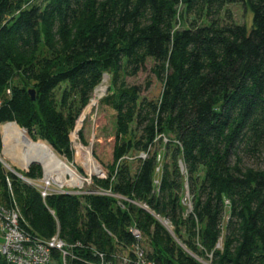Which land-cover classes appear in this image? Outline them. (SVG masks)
I'll use <instances>...</instances> for the list:
<instances>
[{
	"label": "trees",
	"instance_id": "obj_1",
	"mask_svg": "<svg viewBox=\"0 0 264 264\" xmlns=\"http://www.w3.org/2000/svg\"><path fill=\"white\" fill-rule=\"evenodd\" d=\"M235 3L252 9L251 28L229 10L220 21ZM150 60L158 99L123 77ZM106 73L100 104L117 112L106 182L133 202L44 199L16 175L12 195L0 161V204L16 201L35 238L59 231L68 264L133 255V226L154 264H264V164L244 161L264 163V0H0V151L1 126L16 122L73 160L71 134ZM24 175L39 179L43 168ZM0 264L12 263L0 253Z\"/></svg>",
	"mask_w": 264,
	"mask_h": 264
},
{
	"label": "rangeland",
	"instance_id": "obj_2",
	"mask_svg": "<svg viewBox=\"0 0 264 264\" xmlns=\"http://www.w3.org/2000/svg\"><path fill=\"white\" fill-rule=\"evenodd\" d=\"M226 10H229L231 12L233 20L235 22L240 23V24H246L248 26V28H251V26L253 24V11L250 7L245 6L243 3H235V4L227 5L225 7V10H223L219 16L221 18L220 21L222 23L227 22V18H226L227 16H225ZM194 16H195V14L190 15L189 16V22L187 24H185L184 26H188L190 21L194 18ZM200 24L201 25L205 24V21H203V20L200 21ZM181 27H182V25H181ZM153 65H154V61L150 60L147 64L146 68L141 70L136 76H130V75L127 76V75L123 74V77L125 78L127 84L141 86L143 88V92H142L143 96H146L150 99H158L160 97L162 91H163V82L160 79H158L155 76V74L153 73V71H152ZM106 76H108V80L105 81ZM111 83H112L111 75L106 73L104 75L102 82L96 87V89L93 93L92 99L90 101V104H92L93 101H96V103H94L92 105V107H90V104H89L84 109V111L81 115L82 126L80 129H82V127L84 126V128H83L84 132L83 133H84V140L86 143H83L81 141L80 135H79V133H77L78 141L81 142L85 147L92 148V155L97 160V162H99V164L103 167V169L105 170V172H106L105 175L99 176V175L91 174L84 167L82 162L80 160H78L77 148L75 146V138L73 136V133L75 131L74 130L71 134L72 149H73V160L70 161L65 156H61V155L60 156L62 158H64L71 166H73L86 180L84 181V185L82 186V188H79V187L72 186L69 184L68 185L65 184V185L61 186L56 181H54V179H53L52 184H53L54 188H57V189L64 188L67 190H75V191H78V190L86 191V190L93 189V188L95 189L98 186H100L102 189H106V190L110 189V187H111L110 182L107 183L106 180L108 179V176H109V166L113 162V147L115 144V137H116V122H117L116 121V115H117V112L109 106L101 105L100 101L106 95H108ZM102 85H106L107 89L101 97H97L96 91ZM10 93L11 92H9L8 94H10ZM4 124L1 126L2 131H3ZM22 129H24V128H22ZM76 129H77V127H76ZM37 141H41V140L39 139ZM0 159H1L0 161L2 162V164L4 166V169H5V172L7 175V180L9 178L11 181L12 175L13 176L16 175L17 177H19V175L17 173L24 175V172L28 171L20 163H17L15 161V159L9 158V157L7 158L4 155V143H3V148L0 151ZM244 161H245L246 165L253 166V167L262 166L264 164L263 161L261 160V158H259L258 156L254 157V158L246 157ZM39 165H41L43 168V176L41 178L37 179L36 182L42 184V180H44V173L46 171H45L42 164H39ZM136 167H137V164L134 165V169H136ZM157 171L160 173V168L157 169ZM25 177H27V176H25ZM69 179H70V177H69ZM184 201H186V204H188V206H191L190 205V198H189L188 194H187L186 200H184ZM143 206L148 208L146 205H143ZM162 220H163V222H165V225L167 226V228L170 231H172V229H173L172 225H170V223L167 220H165V219H162ZM59 236H60V234H59ZM1 242H2V239L0 237V243ZM54 250H57V249H53V252H54ZM145 250H146V247H145ZM58 251H60V250H58ZM146 253H147V251H146ZM116 255H117V264H120V262L123 260V258H122V260H121V258H118V255H120L119 253H116ZM125 256H127V255H125ZM123 262H124V260H123ZM151 262L153 263V261H151ZM52 264H68V263H67L66 259L63 258V259H61V261L54 260V262Z\"/></svg>",
	"mask_w": 264,
	"mask_h": 264
},
{
	"label": "built area",
	"instance_id": "obj_3",
	"mask_svg": "<svg viewBox=\"0 0 264 264\" xmlns=\"http://www.w3.org/2000/svg\"><path fill=\"white\" fill-rule=\"evenodd\" d=\"M7 92L9 93L11 92V90L8 89ZM142 156L145 157L146 155L142 154ZM29 180L31 183L30 185L38 188L44 199L51 194L66 193V191H70L72 192V194H100L113 196L118 199H126L133 202L128 198L112 193L111 189L106 190L102 189L101 187L89 189L86 191L54 188L52 184L53 178L47 177L46 172L44 173V180H42V184L36 182L37 179L29 178ZM8 183L13 195L11 181L9 178ZM24 223H26L25 219L16 201H14L13 205L11 206L0 204V237L2 239V242L0 243V253L6 258L7 261L12 264H52L54 262L53 249H57L63 252V257L66 259V243L59 236V231L56 233V235L48 240L35 238L26 230ZM131 231L139 242L131 250L133 255L129 254L122 257L124 262L121 258L122 261L120 262V264H153L147 258L146 250L140 243L143 239V235L140 229H138L136 226H133L131 228ZM103 258L104 255L102 259Z\"/></svg>",
	"mask_w": 264,
	"mask_h": 264
},
{
	"label": "bare ground",
	"instance_id": "obj_4",
	"mask_svg": "<svg viewBox=\"0 0 264 264\" xmlns=\"http://www.w3.org/2000/svg\"><path fill=\"white\" fill-rule=\"evenodd\" d=\"M108 76L105 77V81ZM107 89L106 85H102L96 91L97 97H101ZM96 103L93 101L90 107ZM82 117H80L77 129L73 136L75 138V146L77 148V158L82 162L84 167L91 173L99 176L105 175V170L97 162L92 155V148L85 147L78 141L77 133L82 126ZM3 143L4 155L8 158H13L17 163H20L24 168L33 161H38L43 165L46 176L51 177L59 185L69 184L72 186L82 187L86 180L82 175L71 166L64 158H62L47 142L35 141L25 129H22L16 122L6 123L3 126ZM70 177V179H69Z\"/></svg>",
	"mask_w": 264,
	"mask_h": 264
},
{
	"label": "water",
	"instance_id": "obj_5",
	"mask_svg": "<svg viewBox=\"0 0 264 264\" xmlns=\"http://www.w3.org/2000/svg\"><path fill=\"white\" fill-rule=\"evenodd\" d=\"M31 97H32V99L34 100L35 99V91L33 90V91H31ZM26 130V129H25ZM1 160V159H0ZM32 164H40L38 161H33L29 166H28V168H26L27 170H29V168H30V166L32 165ZM16 172V171H15ZM17 173V172H16ZM18 175H19V177L21 178V179H23V181H25L26 183H28V184H31L30 183V180H29V178H27V177H25L24 175H21V174H19V173H17ZM66 193H68V194H72V192H70V191H66ZM144 207V206H143ZM144 208H146V207H144ZM164 224H165V222H164Z\"/></svg>",
	"mask_w": 264,
	"mask_h": 264
},
{
	"label": "crops",
	"instance_id": "obj_6",
	"mask_svg": "<svg viewBox=\"0 0 264 264\" xmlns=\"http://www.w3.org/2000/svg\"><path fill=\"white\" fill-rule=\"evenodd\" d=\"M5 124H6V123H5ZM5 124H4V125H5ZM1 128H2V127H1ZM2 136H3V135H2Z\"/></svg>",
	"mask_w": 264,
	"mask_h": 264
}]
</instances>
